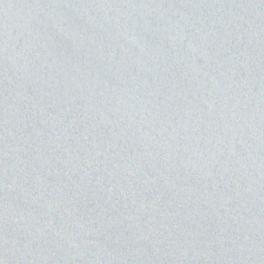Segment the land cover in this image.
I'll return each mask as SVG.
<instances>
[{
	"label": "water",
	"instance_id": "95a60500",
	"mask_svg": "<svg viewBox=\"0 0 264 264\" xmlns=\"http://www.w3.org/2000/svg\"><path fill=\"white\" fill-rule=\"evenodd\" d=\"M0 264H264V0H0Z\"/></svg>",
	"mask_w": 264,
	"mask_h": 264
}]
</instances>
